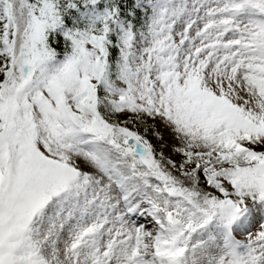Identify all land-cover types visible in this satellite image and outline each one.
<instances>
[{
  "label": "snow or ice",
  "instance_id": "6c2138e0",
  "mask_svg": "<svg viewBox=\"0 0 264 264\" xmlns=\"http://www.w3.org/2000/svg\"><path fill=\"white\" fill-rule=\"evenodd\" d=\"M0 264H264V0H0Z\"/></svg>",
  "mask_w": 264,
  "mask_h": 264
}]
</instances>
